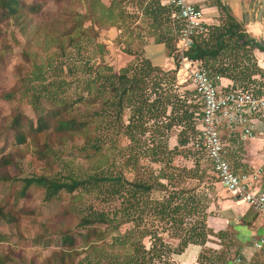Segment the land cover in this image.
Returning <instances> with one entry per match:
<instances>
[{
  "label": "trees",
  "instance_id": "1",
  "mask_svg": "<svg viewBox=\"0 0 264 264\" xmlns=\"http://www.w3.org/2000/svg\"><path fill=\"white\" fill-rule=\"evenodd\" d=\"M52 1L57 7L56 12L41 16V21L35 28L43 35L49 33L57 39H66L67 46L74 49L78 56L88 45H93L94 55H99L101 61L90 64L89 60L82 67L81 61L75 60L80 67H77L78 70L84 71L88 77L81 82V92L73 101L67 97L69 88L65 79L52 80L45 84V74L53 68L51 56L45 66L34 64L28 82H37L38 86L28 87L23 97H27L30 92L28 103L34 109L37 119L34 122L29 116L16 111L11 123L12 129L17 131L14 142L16 146L25 145L27 135L37 137L51 129L54 139L46 141L43 148L38 150L41 158L49 163L44 150L51 152L54 145H57L58 150L75 145L79 153L88 160L97 159L95 169L98 171L81 176L70 173L61 177L39 176L23 179L16 201L25 197L30 187L43 189L45 202H50L62 191L72 194L81 188H88L89 192L97 191L98 194L105 195L106 199L116 198L121 201V207L117 211L107 213L89 208L81 217L79 226L87 228L91 238L85 246L77 247L76 237L70 232L53 229L52 233L58 237L61 248L52 252L49 264H150L154 258L160 264H168L170 261L178 264L177 261L184 259L181 256L186 249L190 246L202 249L210 234L204 220H195L188 227L183 226L187 217L192 218L201 211L199 205L195 208L186 205L189 200L193 203L196 196L191 194L181 204L187 193L177 190L168 192L169 188H173L176 177L183 175L190 179H200L197 165L193 170H178L172 166L174 157L182 153L177 149L169 150L167 146L169 135L176 128L180 129L178 143L181 146L187 144L188 138L184 141L182 133L184 129L189 130L194 120L196 112L189 109L197 108L198 104H189V93L175 90L178 89L174 84L175 78L167 82V74L154 67L144 57L142 50L133 52L136 56L133 64L116 72L103 61L107 52L106 45L98 43L97 40L103 30H120L121 27L128 30L131 27L128 25L129 20L134 16L120 11L119 4L122 1H136L140 5L142 15L149 18L156 31L149 37L153 38L155 44H162L168 56L175 52L180 26L171 25L170 9L161 6L160 0H111L108 6L99 0H75L76 7H73L76 4L74 0ZM79 9L83 11L80 12ZM41 11L38 4H26L23 0H0V25L10 19L19 21L22 18L37 17ZM253 50L264 53L258 41L245 32L230 10L220 6L219 24L208 25L205 35L194 38L184 57L201 61L212 76L230 80L233 87L253 84L260 86L261 82L260 84L252 80L259 73L257 69L253 66L241 67V60H238L239 54H244L241 57L246 58ZM58 51L62 56H69L71 53L67 54L63 46H59ZM139 53H142L143 58L138 57ZM58 70L61 72V67ZM43 99L53 107L43 109ZM80 103L86 106V110L76 108ZM126 111L129 114L127 124L123 117ZM149 127L151 130H148ZM190 131L194 132V126ZM147 133H151V136L142 141L141 137L143 139ZM120 136H125L130 142L127 149L131 153L128 156L124 154L125 148H116V139ZM77 137L80 142L78 145L75 144ZM34 144L37 145L36 142ZM107 144L111 145L110 150L118 149L117 157L121 152L125 161L123 164L134 170L131 181L125 180L122 174L107 177L101 169L104 165L113 164L115 159V156L111 160L102 153ZM184 152L187 154L185 150ZM142 159H148L151 164L163 165V168L155 173L150 167L140 163ZM10 160L11 156L1 158L0 168L10 164ZM156 191L168 192V195L162 200L155 199L151 195ZM16 215L12 207L0 206V221L6 224L18 223ZM150 218L163 222L162 232L173 231L172 236L179 239L180 244L173 248L157 233L148 232L145 226L140 229L141 225H147ZM129 223L136 230L131 229L122 234L121 226ZM95 225L104 228L96 230ZM109 235L111 242L107 244ZM152 236L153 244L149 250L145 248L143 240ZM77 237L83 238L81 234ZM114 247L124 252L109 253ZM198 261L203 264H218L216 258H204L202 250ZM0 264H5L1 257Z\"/></svg>",
  "mask_w": 264,
  "mask_h": 264
},
{
  "label": "rangeland",
  "instance_id": "2",
  "mask_svg": "<svg viewBox=\"0 0 264 264\" xmlns=\"http://www.w3.org/2000/svg\"><path fill=\"white\" fill-rule=\"evenodd\" d=\"M23 1L26 4H38L41 6L42 11L37 17L22 18L19 21L10 19L0 25V160L6 156H11L12 158L10 164L0 168V206L6 208L12 207L18 219V223L10 224L0 221V237H2L0 238V257L5 260V264H49L52 252L58 251L61 248L58 237L52 233L53 229L57 228L70 232L71 235L76 237L77 247L85 246L91 238L88 229L79 226L81 217L88 212L89 208L112 213L121 207V201L116 198L106 199L105 195H100L97 191L92 190L89 192L88 188H81L72 194L62 191L50 202H45L44 191L39 187H30L25 197L16 201L17 193L20 192L23 185V179L39 176L61 177L67 176L70 173L81 176L98 171V169H95L97 167V159L88 160L85 155L79 153L78 149L74 147L75 145L67 146L61 150H58L57 145H54V149L51 152L43 149L49 163H47L46 159L41 158L38 150L41 147L43 148L46 141H53L54 139L51 129L37 137L27 135L25 145H15L14 138L17 131L13 130L11 126L15 112L17 111L22 115L29 116L34 122L37 119L34 109L28 103L30 92L27 93V97H23L28 87L38 86L37 82H28L34 64L45 66V63H47L51 56L53 68L45 74V79H47L45 84L52 80L65 79L68 82L69 88H67V97L73 101L77 99L81 92L79 89L82 86L81 82L88 77L84 71L78 70L80 67L75 60L81 61V66L89 60L91 61L90 64L100 63L101 61L99 55H94L93 45H88L86 50H82V53L78 56L74 49H70L67 46L66 39H57L49 33L43 35L40 30L35 28L40 23L41 16L51 15L56 12L57 7L52 0ZM99 1L102 3L109 2L110 0ZM74 2L76 3L75 0ZM76 6L77 3L73 7ZM70 7H72V4H70ZM119 8L124 14L134 16L132 20H129L128 25L131 27L128 30L121 27L120 31L112 28L103 30L100 32L97 40L98 43L106 45L107 52L103 56V61L116 72L129 64H133L136 59L133 52L142 50V46L147 43L149 35L156 33L155 28L151 26L149 18L142 15L140 5L136 1L133 3L122 1L119 4ZM256 10L257 7L252 15H254V12L256 13ZM79 11L82 12L83 10L79 9ZM253 21H255L254 18ZM251 25L253 26V23ZM250 26L248 27L247 25L243 29L247 34L252 36L249 32ZM255 39L257 41L260 39L264 40V32H261L259 37ZM59 46L65 47L67 54L71 52L70 55L62 56L60 51H58ZM241 55L244 54H239L240 58L238 60H241L240 66L255 67L259 73L252 80H255L257 83H263L264 53L253 50L249 55L247 54L246 58H242ZM138 57L143 58L142 53H139ZM175 57L177 59L175 69H165L162 70V73L167 74V82H170L171 78H175L174 84L178 86V89L175 90L179 92L187 91L189 93V104H198L194 97L193 86L188 80L186 73L181 71V60L178 56ZM228 63L230 64L229 60ZM60 67L61 72L58 70ZM172 89L174 90V87ZM76 106H78L76 107L78 110H86V106L82 103ZM41 107L43 109H50L53 106L43 99ZM198 108L192 107L189 110L199 112ZM128 115V111H126L123 116L126 124ZM193 117L195 118L196 116ZM195 124H197V121L193 120L189 126V130L184 129L182 133L184 141H187V138L192 134L190 128ZM148 130H151V127ZM179 130L178 128L174 129L167 141L169 150L177 149L179 153H182L174 157L172 166H175L178 170H181V168L193 170L195 165H197L200 179H190L183 175L180 178L176 177L173 188H169L168 192L177 190L178 192L187 193L183 197L184 200L181 201V204L191 194L196 196V200L193 203L189 200L186 202V205L192 208L199 205L201 211L199 210L192 218L187 219V217L185 219V225L183 226L188 227L195 220L206 221L207 216L216 215L219 210V199L229 193H226L221 187L217 178L211 173L208 164L202 160V157L201 159L195 158L193 152L191 153L192 150L189 151L187 145L181 146L178 143L176 137ZM21 132H24V130H21ZM150 134L147 133V135L143 136V139L141 137V140L149 139ZM226 134V132L222 134L223 140L226 139ZM116 140V148H125L124 154L130 155V149H127L130 145L129 140L125 136H120ZM35 142L37 145L34 144ZM79 143V138H75V144L78 145ZM110 147L111 145L107 144L102 153L109 156L110 159H113L115 156V159H113L114 163L110 166L109 164L107 166L104 165L101 169L107 177L122 174L125 180L131 181L134 177V170L131 166L123 164L125 161L121 156V152L117 157L118 149H116L117 151L110 150ZM102 163H104L103 160ZM140 163L150 167L155 173L163 168V165L149 163L148 159H142ZM167 172H170V170ZM168 192L156 191L151 196L162 200L166 198L164 196H167ZM144 226L148 228V232L157 233L158 236L163 238L165 243L173 248L180 244V240L172 236L173 231L162 232L163 222H160L158 219L150 218L147 221V225H141L140 229H143L142 227ZM94 228L101 230L104 227L95 225ZM133 228L134 225L129 223L121 226L120 232L123 234L131 229L136 230ZM78 234H81L83 238L77 237ZM110 237L111 235L107 237V244L111 242ZM153 238L152 236L143 240L146 249L151 250ZM201 250L202 254L204 253V258L226 260L234 255V252L223 253L221 251L220 243L211 230L207 238V244ZM108 252L122 254L124 250L114 247ZM150 264L160 263L157 262V258H154L153 263ZM168 264L175 263L170 261ZM195 264H203V262L198 261Z\"/></svg>",
  "mask_w": 264,
  "mask_h": 264
},
{
  "label": "built area",
  "instance_id": "3",
  "mask_svg": "<svg viewBox=\"0 0 264 264\" xmlns=\"http://www.w3.org/2000/svg\"><path fill=\"white\" fill-rule=\"evenodd\" d=\"M170 9L169 20L180 26L175 44L182 71L193 86L198 109L194 115L197 124L188 137L187 147L196 158L202 157L221 187L240 202L259 213L264 219V189L260 188L261 171L236 173L227 159V137L245 142L255 137L257 126L264 122V82L262 85L233 87L224 85V78L212 76L201 61L189 60L184 54L194 38L205 35L208 24L200 7L192 0H164ZM264 240L255 243L261 249Z\"/></svg>",
  "mask_w": 264,
  "mask_h": 264
},
{
  "label": "crops",
  "instance_id": "4",
  "mask_svg": "<svg viewBox=\"0 0 264 264\" xmlns=\"http://www.w3.org/2000/svg\"><path fill=\"white\" fill-rule=\"evenodd\" d=\"M111 1V0H110ZM109 2H102L108 6ZM128 2V1H127ZM164 0H160L161 6ZM201 8L206 24L218 25L220 18V6H225L230 13L241 24L243 28L250 26L249 32L257 38L264 32V13L262 23L256 21V13L252 15L257 7L253 0H192ZM166 7V6H163ZM168 8V7H166ZM258 9V7H257ZM253 18L255 21H253ZM171 25H175L170 21ZM115 29V28H114ZM117 30V29H115ZM260 30V31H259ZM120 31V30H118ZM250 35V34H248ZM251 36V37H252ZM177 42V40H176ZM176 44V43H175ZM142 52L154 67L161 70H172L176 66V57L179 54L168 56L162 44H155L153 38H148L147 43L142 46ZM177 53V54H175ZM180 58V57H179ZM182 71V70H181ZM230 80L224 78L223 84H229ZM225 133V132H224ZM177 138V137H176ZM227 159L236 173H249L255 170L261 171L260 188L264 189V122L257 126L255 137L251 140L241 142L237 137L229 138L226 134ZM227 193V192H226ZM219 210L216 215L206 217V227L215 234L220 243L223 253L234 252L231 258L221 260L217 258L218 264H264V244L261 249L255 248V243L264 240V219L247 204L240 202L238 198L230 194L219 199ZM200 247L190 246L182 254L184 259L177 261L178 264H195L198 262Z\"/></svg>",
  "mask_w": 264,
  "mask_h": 264
},
{
  "label": "water",
  "instance_id": "5",
  "mask_svg": "<svg viewBox=\"0 0 264 264\" xmlns=\"http://www.w3.org/2000/svg\"><path fill=\"white\" fill-rule=\"evenodd\" d=\"M258 3L257 7V14H256V21L260 24L262 23V16L264 13V0H253ZM260 48L264 49V40L260 39L258 40Z\"/></svg>",
  "mask_w": 264,
  "mask_h": 264
},
{
  "label": "bare ground",
  "instance_id": "6",
  "mask_svg": "<svg viewBox=\"0 0 264 264\" xmlns=\"http://www.w3.org/2000/svg\"><path fill=\"white\" fill-rule=\"evenodd\" d=\"M260 31V30H259ZM254 36H256V35H254ZM258 37V36H257Z\"/></svg>",
  "mask_w": 264,
  "mask_h": 264
}]
</instances>
